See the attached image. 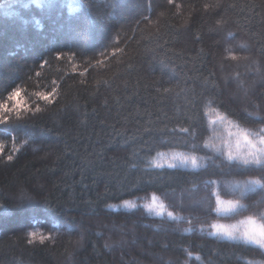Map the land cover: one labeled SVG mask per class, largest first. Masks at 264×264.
Returning <instances> with one entry per match:
<instances>
[{"label":"trees","instance_id":"obj_1","mask_svg":"<svg viewBox=\"0 0 264 264\" xmlns=\"http://www.w3.org/2000/svg\"><path fill=\"white\" fill-rule=\"evenodd\" d=\"M0 104V264H264L212 227L264 224L228 159L264 128V0H3ZM152 194L180 217L112 207Z\"/></svg>","mask_w":264,"mask_h":264},{"label":"snow or ice","instance_id":"obj_2","mask_svg":"<svg viewBox=\"0 0 264 264\" xmlns=\"http://www.w3.org/2000/svg\"><path fill=\"white\" fill-rule=\"evenodd\" d=\"M3 0H0L2 3ZM236 59V57H232ZM21 93L19 90L12 93L9 96V100L16 101V107H20V97ZM45 100L49 97L45 96ZM7 105L0 104V112L8 111ZM223 120V117H219ZM2 122V121H0ZM216 121H213L215 123ZM264 123V120L261 121ZM182 131H187V129H182ZM237 137L235 148L236 152L233 153L231 146H229L228 159L229 160H241L245 165H259L260 172L264 174V128L259 129L257 132H248L243 129H239L235 134ZM11 159V157H9ZM175 159V157H174ZM195 164V161H192ZM174 166V165H171ZM258 183V182H255ZM239 205L232 204L229 202L228 210L234 211ZM216 229L218 235L227 237L230 240L242 239L249 243H254L264 249V224H258L256 220L249 217L247 220L240 221L239 224L235 225H223L215 224L212 225ZM33 238H36V233H33ZM41 242H43L44 237H40Z\"/></svg>","mask_w":264,"mask_h":264},{"label":"rangeland","instance_id":"obj_3","mask_svg":"<svg viewBox=\"0 0 264 264\" xmlns=\"http://www.w3.org/2000/svg\"><path fill=\"white\" fill-rule=\"evenodd\" d=\"M236 140H237V138L234 140V143L232 145L234 153L236 152V148H235ZM178 157H180V156H178ZM184 195H185V193H183L182 195L179 194L176 202H174V204L176 206H178V207L185 206ZM187 196L190 198L191 205H192L194 210H195V208L201 207L203 204H205V201H206L205 196H204V194H201V192H197V191L191 192V193L188 192ZM216 202H217V211L216 212H218L220 215H228V214L234 212L238 208L237 207L234 211L228 210L229 202H231L232 204H237L234 201H230V200L228 201V200H225L222 198H218L216 200ZM112 207L114 209H118V208L133 209L136 207H143V208H145V210L149 214H152L155 216L167 217L170 219H175V218L180 217L174 211L168 210L165 203L160 199V197L157 194H152L151 196H149V198L147 200H143V201H141V200H138V201L137 200H130V201H125L121 204L112 205ZM248 218L249 217L238 219L235 221H226V222L225 221H217V222H215V224L235 225V224H239L240 221L247 220ZM257 223L260 224L258 221H257ZM213 233L218 235L216 233L215 228H214ZM223 237H225V236H223ZM225 238H227V237H225ZM237 240H242V239H237ZM242 241H245V240H242ZM252 244H254V243H252ZM255 245H257V244H255ZM257 246L260 247L259 245H257ZM262 250L264 251V249H262Z\"/></svg>","mask_w":264,"mask_h":264}]
</instances>
